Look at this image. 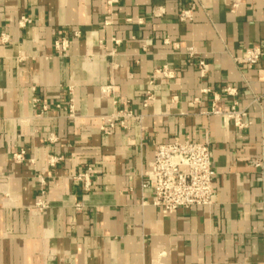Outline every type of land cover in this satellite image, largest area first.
<instances>
[{
	"label": "crops",
	"instance_id": "crops-1",
	"mask_svg": "<svg viewBox=\"0 0 264 264\" xmlns=\"http://www.w3.org/2000/svg\"><path fill=\"white\" fill-rule=\"evenodd\" d=\"M253 45L264 0H0V264H264V58L233 61ZM176 139L211 144L216 189L168 214L142 184Z\"/></svg>",
	"mask_w": 264,
	"mask_h": 264
},
{
	"label": "built area",
	"instance_id": "built-area-1",
	"mask_svg": "<svg viewBox=\"0 0 264 264\" xmlns=\"http://www.w3.org/2000/svg\"><path fill=\"white\" fill-rule=\"evenodd\" d=\"M196 7L192 6L189 9L183 10L179 14L181 22H189L193 19V13ZM29 20L23 18L20 23H28ZM79 36V34H76ZM57 50L66 51L68 48L67 40L57 41L55 43ZM189 59L195 55L194 49L187 50ZM264 58V48L258 45H253L245 48L241 56L233 58L237 65L253 67ZM200 74L204 77L208 70L209 64L204 60L196 64ZM175 72L168 66L156 71V77L164 81L173 79ZM103 93L113 91V86H107L102 89ZM235 88L227 87L224 92L227 95H235ZM153 101L151 96L144 100L143 105L146 107ZM237 103H234L231 111L226 116L234 120L238 128H243L242 118L246 116L244 112L236 110ZM73 109L72 105L69 107ZM213 114H220L213 111ZM135 118L131 111H123L106 120L101 128L106 134H111L117 123L122 125L125 120ZM24 152L14 155L17 161L23 160ZM56 158L51 161V164L59 162ZM251 166L255 168H263V161L254 159L250 161ZM86 176L75 177L76 180H82ZM87 181V179H86ZM89 184H87V188ZM144 190L151 194V204L156 208H160L168 214H174L180 209H188L193 207H206L213 203V197L216 189V171L212 160V147L207 142H192L174 140L170 143L159 144L154 151V159L150 169L146 172L142 184ZM38 211H43L47 208V203L39 201L36 204Z\"/></svg>",
	"mask_w": 264,
	"mask_h": 264
}]
</instances>
